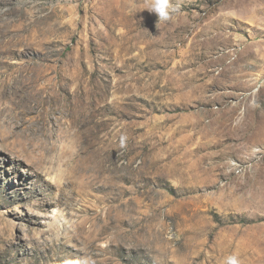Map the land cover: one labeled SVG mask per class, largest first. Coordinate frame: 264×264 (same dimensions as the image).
Listing matches in <instances>:
<instances>
[{
	"label": "rangeland",
	"instance_id": "obj_1",
	"mask_svg": "<svg viewBox=\"0 0 264 264\" xmlns=\"http://www.w3.org/2000/svg\"><path fill=\"white\" fill-rule=\"evenodd\" d=\"M0 0V264H264V0Z\"/></svg>",
	"mask_w": 264,
	"mask_h": 264
},
{
	"label": "clouds",
	"instance_id": "obj_2",
	"mask_svg": "<svg viewBox=\"0 0 264 264\" xmlns=\"http://www.w3.org/2000/svg\"><path fill=\"white\" fill-rule=\"evenodd\" d=\"M169 9V0H155L153 4V11L157 14L159 20H169L170 13ZM228 264H239L237 257L232 256L228 260Z\"/></svg>",
	"mask_w": 264,
	"mask_h": 264
}]
</instances>
